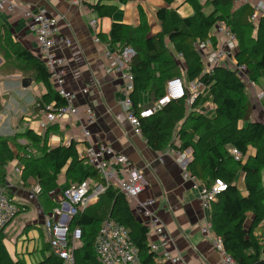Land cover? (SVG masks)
Here are the masks:
<instances>
[{"label": "trees", "instance_id": "16d2710c", "mask_svg": "<svg viewBox=\"0 0 264 264\" xmlns=\"http://www.w3.org/2000/svg\"><path fill=\"white\" fill-rule=\"evenodd\" d=\"M127 1L119 0V3ZM164 1L171 4L174 0ZM184 2L193 8L189 16H182L173 7L157 10L161 30L154 35H148L149 26L146 22L139 25L113 22L108 37L116 50L125 46L135 50L132 58V98L136 108L154 104L164 95L166 81L173 77H181L186 83L197 80L209 88L215 108L214 117L196 111L188 114L185 98L172 100L161 111L143 120L142 135L150 147L157 151H163L168 146L181 151L192 148L193 160L187 170L203 183H212L216 179L226 183V189L217 194L209 208L213 231L223 240L226 251L242 264H264L262 235L255 234L257 228L264 227V122L252 119L253 102L249 88L237 73L221 65L215 66L212 72H205L194 46L196 40L210 39V30L217 21L226 22L239 42L237 62L245 64L249 77L260 85L264 71V14L254 22L250 4L234 8V0ZM90 5L99 18L112 17L118 9L117 5ZM206 6L212 10L207 12ZM211 40L215 41L214 38ZM174 51L186 63V68L181 67V72ZM0 55L4 57L1 67L7 61L10 65L13 61L19 64L14 71L1 73L19 72L23 78H32L34 82L45 86V93L36 95V104L30 107L32 112L39 113L49 104H65V100L53 88L44 62L22 43L14 40L8 28L2 24ZM143 91L150 93L151 101L140 105V93ZM201 100V97L196 99L193 106ZM17 121L16 129L24 119L21 117ZM176 136L181 140L180 145L175 143ZM20 137L28 141L26 145L18 143ZM251 147L255 150L254 154H249ZM231 148L238 149L242 159L236 160ZM31 149L37 153L34 157L30 156ZM16 154L26 168L23 180L35 178L40 186L39 197L47 195L42 205L45 213H52L58 205L59 200L50 192L58 189V175L62 170L68 178L73 179L68 186L78 184L88 177L103 182L96 170L83 164L74 141L68 145L51 147L44 135L28 127L13 136L0 137V163L14 160ZM240 173L244 175L245 195L236 184ZM5 177V173L0 174V183L5 182ZM103 200L107 201V209L101 205ZM96 204V207L89 206L79 211L70 226L71 230L79 227L82 232L74 248L75 264H100L94 251V240L100 223L107 217L115 219L129 230L139 249L142 264H162L156 253L149 249L147 229L136 219L124 194L109 186ZM250 214L252 219L248 223ZM4 240L2 230L0 264H28L19 256L14 258ZM41 253V258L31 264H63V260L51 250L50 245L47 251L42 250Z\"/></svg>", "mask_w": 264, "mask_h": 264}, {"label": "built area", "instance_id": "2783aa9c", "mask_svg": "<svg viewBox=\"0 0 264 264\" xmlns=\"http://www.w3.org/2000/svg\"><path fill=\"white\" fill-rule=\"evenodd\" d=\"M74 4L82 5L83 0H71ZM239 3L250 4L253 12L251 18L258 21L264 14V0H234V5ZM1 12L20 11L26 21L28 30L36 37L38 57L44 62L53 88L65 100V104L55 106L49 104L42 110V119L38 122L39 131L45 130L49 124L63 120H79L82 124L81 133L84 138L90 137V127L96 121V112L93 107L87 106L81 111L75 104V93L66 88V59L55 51V36L58 33V20L48 15L44 10L31 6L23 7L10 0H0ZM94 31V42L104 45L103 56L109 69L117 72L122 81L121 105L127 119L136 135H142L143 120L161 111L170 101L186 99L189 110L194 106L196 99L204 95V90L209 89L205 84L193 80L185 82L181 77H173L166 81L165 93L151 106L141 109L136 108L132 98L134 90V74L132 72V58L135 50L131 46H125L119 50L112 49L103 44L97 34V20L89 22ZM210 39L196 40L194 46L204 64L205 72H212L214 67L221 65L233 70L242 79L246 86L255 88L256 82L248 75L245 64L238 63L236 54L239 50V42L232 28L224 21H217L210 30ZM211 38H214L213 42ZM69 45L70 40L64 39ZM180 58L182 56L180 55ZM4 92L8 94L0 108V137L13 136L24 129H16L14 120L25 116L30 107L36 104V95L22 84V78L2 81ZM258 97L263 98V91L257 92ZM140 107V106H139ZM23 137L18 143L26 145ZM176 155L182 153L179 149H171ZM236 160L242 159L241 152L231 148ZM83 164L93 168L103 179L96 182L88 177L78 184L68 186L60 191L58 205L52 213L45 217L43 229L47 235L51 250L63 260V264H75L74 248L81 239L82 232L79 227L70 229L74 218L79 211L85 210L95 204L109 186L117 188L128 200V203L141 223L147 229V242L149 249L157 253L163 260L162 264H182L180 254L174 253L169 248L170 236L165 230L161 218L154 211L156 198H142L146 187V179L142 168L134 164L129 158L117 152L110 144L89 143L81 154ZM183 178L193 184L197 192V198L201 205L209 209L219 192L226 189V183L216 179L212 183H203L189 170L184 169ZM7 179L0 183V231L11 222L20 212V204L11 194V183ZM58 191H51L56 195ZM202 233L209 236L220 255L223 264H242L226 251L223 240L216 236L213 225L209 219L202 228ZM94 251L100 264H142L139 249L135 246L129 230L115 219L108 217L100 223L99 230L94 240Z\"/></svg>", "mask_w": 264, "mask_h": 264}, {"label": "crops", "instance_id": "0c3cea01", "mask_svg": "<svg viewBox=\"0 0 264 264\" xmlns=\"http://www.w3.org/2000/svg\"><path fill=\"white\" fill-rule=\"evenodd\" d=\"M10 1L23 7L31 6L44 10L48 15L58 20L59 29L55 36V51L66 59V88L75 93V104L81 111L85 107L91 106L96 112V121L90 127L89 138L83 137L81 133L82 124L79 120L67 119L55 122L49 124L47 129L39 131L38 122L42 119L43 113L42 111L39 113L32 112L31 109L25 116H21L24 121L17 129H24L20 131L24 132L26 128H31L37 134L44 135L51 147L59 144L68 145L74 141L79 156L90 142L110 144L117 152L125 154L131 162L142 168L146 179V187L142 198L157 199L153 209L161 218L162 224L170 236L169 248L174 253L181 255L182 264H223L212 239L202 233V228L210 219V209H206L201 205L192 182L183 178L184 169L193 160L192 148L182 151L180 155H176L171 150L174 149L171 146L163 151H157L150 147L143 135L133 133L132 126L120 102L122 98V81L117 72L108 68L102 52L104 45H98L94 42V31L89 25L90 20L95 18L97 20V34L101 36V41L103 44L115 49L108 37L113 22H122L129 25H139L146 22L149 26L148 35H154L161 30V22L156 15L159 8H177L182 16H189L193 13L192 6L184 0H174L171 4L164 0H128L123 4H120L119 0H83L82 5L74 4L71 0ZM200 1L205 2L206 0ZM97 3L117 5L118 9L112 17L99 18L90 5ZM244 4L236 3L234 8H240ZM211 10V7L206 9L207 12ZM0 24L9 27L8 30L13 34V39L22 43L38 56L36 37L28 30L26 21L20 11L13 13L0 11ZM66 38L70 40L69 45L64 43ZM166 43H168V40H166ZM170 47L173 51L172 45ZM174 54L177 61L186 68L183 58H180V55L175 51ZM17 77L23 78L22 73L4 74L0 72V97H3L1 105L8 96L4 92L2 81L4 79L14 80ZM27 88L38 96L46 91L42 83L34 82L33 79L31 85ZM263 88L264 71L262 72L260 85L249 89L253 102L252 119L262 122H264V100L258 97L256 93L263 91ZM201 98L203 100L199 101L191 110L187 107V113L196 111L208 117H214L215 108L209 89L204 90V95ZM150 101L151 95L148 91L140 93V105L147 104ZM21 117L14 120V125H17V122H19L17 120ZM175 139L176 145H180L181 140L177 136ZM254 153L255 150L251 147L249 154ZM7 182L11 183L12 196L16 195L13 182L10 180ZM58 182L59 186H62L60 181ZM236 184L245 195L246 187L242 173L237 178ZM56 191H59V187ZM96 203L90 206L96 207L98 205ZM102 204L105 205V209L108 208L106 200L101 201ZM44 210V207L41 206L43 217L41 216L40 221L30 222L28 225H32L31 227H35L40 231L41 227L43 228L45 216L51 214V212L45 213ZM133 213L136 219L141 222L139 215ZM251 217L250 214L248 223L252 219ZM255 234L262 235L264 243V227L257 228ZM7 239L8 237L5 234L4 241L8 247ZM40 241L42 243L41 237ZM13 242L15 248L13 252L10 251L12 256L16 258L18 254L20 258L25 259L22 256L25 249L21 251L22 253H18L16 250L17 242L15 240ZM25 251L29 252L28 247ZM38 251L42 256V246L39 250L38 246L33 247L35 254ZM156 255L160 262H164L157 253ZM262 256L264 257V246ZM27 263L31 264L33 262Z\"/></svg>", "mask_w": 264, "mask_h": 264}, {"label": "rangeland", "instance_id": "374dc122", "mask_svg": "<svg viewBox=\"0 0 264 264\" xmlns=\"http://www.w3.org/2000/svg\"><path fill=\"white\" fill-rule=\"evenodd\" d=\"M206 9H209V6H206ZM9 33L11 36L13 35L10 31ZM249 35H251V33ZM1 58L2 60L4 59L3 55H0V72L6 70L14 71L15 67L19 66V64L15 61H13L11 65L9 61H7L5 65L1 67L3 64ZM177 65L179 66L181 72V67H183L182 64L177 63ZM2 101L3 97H0V102ZM13 149L16 150V148ZM35 154H37L35 149H31L30 156L34 157ZM25 171L26 168L24 167L23 161L20 156H18V154H16V158L14 160L8 161L6 164L0 163V174L5 173L6 180L9 179L11 182H13L15 188L14 191L16 193V195H13V198L16 202H18V204H20V212L4 228V232L8 237L7 244L10 251L13 252L15 248V244L13 242L15 240L17 242V252L22 253L21 251L24 249L26 250V247H28L29 252L27 253L24 250L25 253L22 254V256H24L27 262H34L38 257L41 256V254L39 253L40 251L36 252L35 254L33 252V247L38 246L39 250V248L42 246V250L47 251L49 249L48 238L42 227L39 231V229L31 227L32 225L28 224L30 222H37L41 220V216L43 214L41 211V206L44 205L47 195L43 194L41 197H39V192H41L40 186L38 185V181L35 178H29L27 181L23 180V174ZM240 175L241 173L239 176ZM58 181H60L62 186H59L58 193L54 195L55 199L57 200H59L60 191L68 187V185L73 182V179L68 178L64 174V170H62L58 175ZM40 237L42 239V243L40 241Z\"/></svg>", "mask_w": 264, "mask_h": 264}, {"label": "water", "instance_id": "95a60500", "mask_svg": "<svg viewBox=\"0 0 264 264\" xmlns=\"http://www.w3.org/2000/svg\"><path fill=\"white\" fill-rule=\"evenodd\" d=\"M32 83L31 78H22V84L24 87H29Z\"/></svg>", "mask_w": 264, "mask_h": 264}]
</instances>
